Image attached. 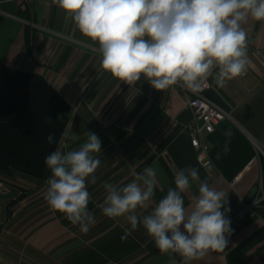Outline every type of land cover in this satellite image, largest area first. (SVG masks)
Here are the masks:
<instances>
[{
	"label": "crops",
	"instance_id": "1",
	"mask_svg": "<svg viewBox=\"0 0 264 264\" xmlns=\"http://www.w3.org/2000/svg\"><path fill=\"white\" fill-rule=\"evenodd\" d=\"M0 10L10 15L0 14V67L39 74L66 100V131L79 137L69 148L83 143L87 131L102 141V151L94 154L101 161L96 181L86 183L88 211L96 221L87 233L45 200L50 169L42 179L4 176L11 188L0 192V264H183L179 254L161 253L142 224L132 229L128 214L109 218L102 212L105 182L123 187L149 166L157 170V186L149 206L135 210L139 218L175 188L178 170L196 168L201 180L227 192L234 230L229 243L224 252L191 264H264V201L244 209L264 180V21L243 25L247 73L222 88L208 78L213 88L207 94L230 118L206 136L209 162L201 164L186 130L191 114L175 85L158 91L143 76L132 85L112 77L101 68L98 43L84 37L54 0H13ZM198 194V184H191L182 194L186 208Z\"/></svg>",
	"mask_w": 264,
	"mask_h": 264
},
{
	"label": "clouds",
	"instance_id": "2",
	"mask_svg": "<svg viewBox=\"0 0 264 264\" xmlns=\"http://www.w3.org/2000/svg\"><path fill=\"white\" fill-rule=\"evenodd\" d=\"M70 17L79 32L98 43L101 68L112 77L132 85L145 77L154 89L163 91L182 82L198 93L211 76L218 87L247 73L250 67L248 39L243 27L249 19L264 21V0H54ZM214 69H217L214 73ZM76 148L79 137L65 131L61 144L45 158L51 171L45 200L51 209L64 213L87 233L95 224L88 211L87 182L101 164L94 154L102 141L93 132ZM225 135L231 137V131ZM48 143L54 136H47ZM228 144L224 151L227 152ZM142 182V183H141ZM175 188L155 203L148 215L135 210L147 208L157 186V170L146 167L123 187L105 182L107 192L102 212L109 218L126 216L131 228L142 224L161 253H175L183 264L200 260L209 252H224L234 231L227 192L201 180L196 168L178 170ZM198 184V195L185 207L183 193ZM264 200L254 197L253 204ZM223 209V210H222ZM182 226V228H181Z\"/></svg>",
	"mask_w": 264,
	"mask_h": 264
},
{
	"label": "trees",
	"instance_id": "3",
	"mask_svg": "<svg viewBox=\"0 0 264 264\" xmlns=\"http://www.w3.org/2000/svg\"><path fill=\"white\" fill-rule=\"evenodd\" d=\"M70 106L43 76L0 67V175L37 179L49 169L45 158L61 144ZM52 134L54 142L48 143ZM264 174V158H261Z\"/></svg>",
	"mask_w": 264,
	"mask_h": 264
},
{
	"label": "built area",
	"instance_id": "4",
	"mask_svg": "<svg viewBox=\"0 0 264 264\" xmlns=\"http://www.w3.org/2000/svg\"><path fill=\"white\" fill-rule=\"evenodd\" d=\"M13 0H0V6ZM1 15H8L0 10ZM10 16V15H8ZM244 76V75H243ZM175 86L181 91L185 100V108L191 114V120L186 126L189 133L190 145L195 153V159L201 164L209 162L208 152L209 143L206 136L211 134L215 127L222 121L230 118L228 110L215 102L207 94L213 88V84L207 80L205 85H202V90L198 93H193L186 89L182 82H178ZM261 152L262 150L259 149ZM8 183L0 178V192L10 191ZM255 197L264 196V180L256 186ZM254 199V198H253ZM253 199L244 209H250L254 206ZM264 200H261V202ZM3 230V224L0 222V234Z\"/></svg>",
	"mask_w": 264,
	"mask_h": 264
},
{
	"label": "water",
	"instance_id": "5",
	"mask_svg": "<svg viewBox=\"0 0 264 264\" xmlns=\"http://www.w3.org/2000/svg\"><path fill=\"white\" fill-rule=\"evenodd\" d=\"M255 191H256V187H254L252 190H251V192H250V194L247 196V200H250L251 198H252V196H253V194L255 193Z\"/></svg>",
	"mask_w": 264,
	"mask_h": 264
},
{
	"label": "rangeland",
	"instance_id": "6",
	"mask_svg": "<svg viewBox=\"0 0 264 264\" xmlns=\"http://www.w3.org/2000/svg\"><path fill=\"white\" fill-rule=\"evenodd\" d=\"M0 178L3 179V180L9 181L7 178L4 177V175L3 176H0Z\"/></svg>",
	"mask_w": 264,
	"mask_h": 264
}]
</instances>
